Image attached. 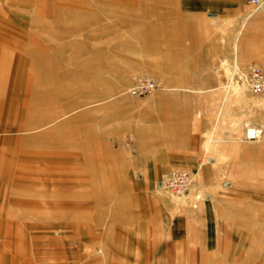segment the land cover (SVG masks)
<instances>
[{
	"label": "rangeland",
	"instance_id": "rangeland-1",
	"mask_svg": "<svg viewBox=\"0 0 264 264\" xmlns=\"http://www.w3.org/2000/svg\"><path fill=\"white\" fill-rule=\"evenodd\" d=\"M198 1L0 0V243L7 219L21 237L0 264H264V86L248 73L264 76V22L251 33L233 13L209 88L166 87L162 57L143 54L146 23ZM141 76L157 85L132 94ZM166 93L199 98L193 155L141 150L166 133ZM172 169L189 192L157 186Z\"/></svg>",
	"mask_w": 264,
	"mask_h": 264
},
{
	"label": "crops",
	"instance_id": "crops-1",
	"mask_svg": "<svg viewBox=\"0 0 264 264\" xmlns=\"http://www.w3.org/2000/svg\"><path fill=\"white\" fill-rule=\"evenodd\" d=\"M160 2L162 4L163 1ZM175 4L173 9L170 8L172 10H169L168 16L161 12V15L153 18V23L145 24V31L149 30L151 36L145 34L143 38L145 50L143 54L162 57L160 62L165 64V67L161 69L158 77L166 87L181 89L212 87L215 81L207 78L205 73L208 74L209 67L227 51L226 45L231 32L227 21L232 19L233 13L236 15L239 13L240 17H245L250 22V31L253 33L258 32V23L264 22V14L257 11L248 15L247 8L242 5L237 8L231 1L226 0H199L191 6H186L185 3L181 5L179 2ZM242 26L243 24L241 29ZM57 34L53 35L63 37L67 33ZM153 100L155 108L161 111L162 126L166 127V133L160 136L152 135L149 140L142 138L141 150L151 153L180 152L193 155L199 142V121L196 118L199 98L193 95L166 93ZM36 194L40 193L33 192L29 195L34 200ZM43 194L49 195L50 192ZM34 201L31 200L32 203ZM67 215L72 216L69 213ZM52 216L55 215L52 213ZM9 220H6L5 229L2 230L5 240L0 243V249L5 245L18 243L21 239L16 236L15 230H12L14 232L11 234L7 233L10 232ZM13 226L14 224L10 225ZM179 232L184 231L179 229ZM176 240L182 242L184 239L182 237ZM144 262H152V255L146 254Z\"/></svg>",
	"mask_w": 264,
	"mask_h": 264
},
{
	"label": "built area",
	"instance_id": "built-area-1",
	"mask_svg": "<svg viewBox=\"0 0 264 264\" xmlns=\"http://www.w3.org/2000/svg\"><path fill=\"white\" fill-rule=\"evenodd\" d=\"M255 7L264 5V0H247ZM249 81L256 89H261L264 86V76L261 73L260 67L256 63H252L248 67ZM157 83L153 77L141 76L138 77L130 87L132 94H142L151 91L156 87ZM254 128V127H253ZM255 133H250L254 138L261 133V129L255 128ZM259 133V134H260ZM247 135V133H246ZM248 136V135H247ZM157 186L160 189L172 190L173 192L187 193L193 187V177L186 169H172L164 173L157 181Z\"/></svg>",
	"mask_w": 264,
	"mask_h": 264
},
{
	"label": "bare ground",
	"instance_id": "bare-ground-1",
	"mask_svg": "<svg viewBox=\"0 0 264 264\" xmlns=\"http://www.w3.org/2000/svg\"><path fill=\"white\" fill-rule=\"evenodd\" d=\"M254 126H252V127H248L247 129H246V133H247V137H253V135H250V133H255V131H256V129H254L253 128ZM256 128H258V129H260L261 127L260 126H256ZM259 133L260 132H258V135H259Z\"/></svg>",
	"mask_w": 264,
	"mask_h": 264
}]
</instances>
